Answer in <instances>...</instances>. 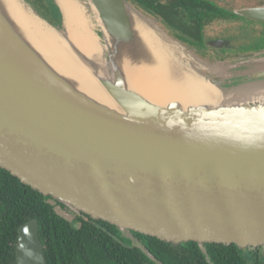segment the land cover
<instances>
[{
    "label": "water",
    "instance_id": "obj_1",
    "mask_svg": "<svg viewBox=\"0 0 264 264\" xmlns=\"http://www.w3.org/2000/svg\"><path fill=\"white\" fill-rule=\"evenodd\" d=\"M20 1L97 70L69 38L59 0L53 1L60 25ZM76 1L99 28L106 73L98 81L117 108L57 70L0 0V167L74 211L116 226L155 264L164 263L132 232L202 247L264 245V53L211 63L186 54L129 0ZM239 14L264 21V7ZM135 15L178 45L182 59L224 100L160 104L131 87L122 59L132 67L150 59ZM16 259L48 264L37 219L18 228Z\"/></svg>",
    "mask_w": 264,
    "mask_h": 264
},
{
    "label": "trees",
    "instance_id": "obj_2",
    "mask_svg": "<svg viewBox=\"0 0 264 264\" xmlns=\"http://www.w3.org/2000/svg\"><path fill=\"white\" fill-rule=\"evenodd\" d=\"M46 1L58 19L41 15L60 25L58 7L53 0ZM143 4L154 7L147 1ZM51 200L63 205L0 167V264H16L18 228L32 219L40 224L48 264H155L131 240L121 237L116 226L86 215L79 217L81 225L77 227L57 211ZM133 234L164 264H209L207 260L215 264H245L234 252L236 245L206 243L207 258L194 241L175 244L138 232Z\"/></svg>",
    "mask_w": 264,
    "mask_h": 264
},
{
    "label": "bare ground",
    "instance_id": "obj_3",
    "mask_svg": "<svg viewBox=\"0 0 264 264\" xmlns=\"http://www.w3.org/2000/svg\"><path fill=\"white\" fill-rule=\"evenodd\" d=\"M2 1L18 27L31 38L33 44L57 70L71 76L80 90L82 88L104 105L117 108L98 81V77H103L106 73L105 59L102 57L105 47L95 33V25L76 0H59L65 14L68 36L89 55L98 66L97 70L84 65L70 50L65 39L35 16L27 5L20 0ZM95 17L99 21L97 14ZM138 18L135 15L136 27L149 47L150 59L140 67H132V61L122 59L131 87L160 104L179 101L184 106L202 103L217 105L224 100L219 89L204 81L190 64L182 60L180 51L172 40L164 39L161 33H155Z\"/></svg>",
    "mask_w": 264,
    "mask_h": 264
},
{
    "label": "flooded vegetation",
    "instance_id": "obj_4",
    "mask_svg": "<svg viewBox=\"0 0 264 264\" xmlns=\"http://www.w3.org/2000/svg\"><path fill=\"white\" fill-rule=\"evenodd\" d=\"M29 1L35 3L34 5L42 15L54 21L58 19L46 0ZM129 1L139 10L157 20L171 37L188 49L193 50L195 54L213 63L235 56L264 53V21L247 18L239 14L245 9L264 7V0ZM144 1L153 4L154 7L144 5ZM213 42H221V45L213 46ZM54 205L67 214L66 216L63 215L64 218H67L75 226H77L75 222H79L77 227H80L79 217L86 216V214L78 213L65 204ZM71 215L75 217L72 218ZM121 237H125L123 233ZM233 245H236L234 252L244 259L245 264H264V245ZM233 245L225 246L234 247ZM199 246L208 258V248L205 245ZM207 261L209 264H215L214 261Z\"/></svg>",
    "mask_w": 264,
    "mask_h": 264
},
{
    "label": "rangeland",
    "instance_id": "obj_5",
    "mask_svg": "<svg viewBox=\"0 0 264 264\" xmlns=\"http://www.w3.org/2000/svg\"><path fill=\"white\" fill-rule=\"evenodd\" d=\"M28 2H30L29 0H27ZM82 1H84V2H87V0H82ZM36 9H37V7L34 5L35 3L34 2H30ZM134 6V5H133ZM137 10H139L136 6H134ZM141 13H143V14H145L146 16H147V18H149L156 26H158L159 28H161L163 31H165L161 26H160V24H159V22L157 21V20H155L153 17H151L150 15H148V14H146L144 11H141V10H139ZM96 29H97V32L99 33V28L98 27H96ZM167 33V32H166ZM168 34V33H167ZM176 45V44H175ZM184 46V45H183ZM176 47H177V49L180 51V49H179V46L178 45H176ZM184 48H185V52H186V54H192L191 56H195V57H198L199 59H204V58H202L201 56H199V55H197V54H195L194 53V51L193 50H190V49H188L187 47H185L184 46ZM180 54H181V57L182 58H184V56H183V53L180 51ZM183 61H185L187 64H189L190 63V60H184V59H182ZM206 60V59H205ZM207 61H209V62H211L210 60H207ZM211 63H213V62H211ZM191 64H192V66L194 67H196V65H195V63H193V62H191ZM199 65H197V67H198ZM199 68H200V66H199ZM201 72L204 74V75H208L209 74V72L207 71V70H201ZM204 81H206V80H204ZM53 204H55V202L54 201H51ZM57 209V211L60 213V214H62V215H64V216H66L67 214L64 212V211H61L60 210V208H56ZM69 214H71V213H69ZM68 217V216H67ZM71 217L72 218H74L72 215H71ZM75 222V221H74ZM75 224L77 225V226H79V222H75ZM136 237V236H135ZM137 238V237H136ZM137 239H139V238H137Z\"/></svg>",
    "mask_w": 264,
    "mask_h": 264
}]
</instances>
